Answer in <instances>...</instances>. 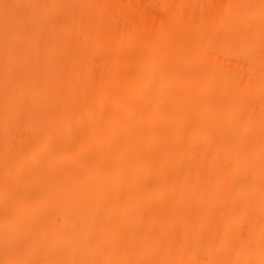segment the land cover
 I'll return each instance as SVG.
<instances>
[{"label": "bare ground", "instance_id": "6f19581e", "mask_svg": "<svg viewBox=\"0 0 264 264\" xmlns=\"http://www.w3.org/2000/svg\"><path fill=\"white\" fill-rule=\"evenodd\" d=\"M0 264H264L261 0H0Z\"/></svg>", "mask_w": 264, "mask_h": 264}, {"label": "snow or ice", "instance_id": "6c2138e0", "mask_svg": "<svg viewBox=\"0 0 264 264\" xmlns=\"http://www.w3.org/2000/svg\"><path fill=\"white\" fill-rule=\"evenodd\" d=\"M3 7L7 9L9 6L5 4ZM261 9H262V16H264V0H261Z\"/></svg>", "mask_w": 264, "mask_h": 264}]
</instances>
